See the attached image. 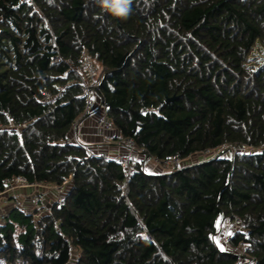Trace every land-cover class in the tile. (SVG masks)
Returning <instances> with one entry per match:
<instances>
[{"label":"trees","instance_id":"1","mask_svg":"<svg viewBox=\"0 0 264 264\" xmlns=\"http://www.w3.org/2000/svg\"><path fill=\"white\" fill-rule=\"evenodd\" d=\"M255 47L264 50V0H131L127 17L96 0H0V192L16 177L69 182L63 203L54 192L36 220L13 207L18 198L4 202L0 262L237 264L213 235L219 220L240 219L232 243L264 264V54L251 59ZM84 53L104 69L89 118L111 121L115 145L133 139L145 158L128 180L115 160L66 144L87 118L86 98L79 75L53 59L79 65ZM226 147L255 152L144 170L150 159Z\"/></svg>","mask_w":264,"mask_h":264},{"label":"built area","instance_id":"2","mask_svg":"<svg viewBox=\"0 0 264 264\" xmlns=\"http://www.w3.org/2000/svg\"><path fill=\"white\" fill-rule=\"evenodd\" d=\"M260 47H255L252 52H255V50ZM264 50H260L261 54ZM259 55V56H260ZM53 62L55 64H67L72 71L77 73L80 77V83L83 87V93L84 97L86 98V110L84 112V116L88 119L92 113L95 112L97 109V93L96 90L99 86V82L102 79L103 71L104 69H101L99 66H96L92 63V61L88 58L87 53H84L80 60L79 65H75L73 61L71 60H65L62 58V56L57 55ZM52 100V96L48 90H44L41 95V101L42 102H49ZM86 119L79 120L74 125V130L76 129L77 125L81 122L83 123ZM12 122V120H10ZM98 127H100L103 131H115L114 125L111 121L103 119L99 122ZM75 143L76 145L83 146L79 144V134L76 136L75 140L69 139L66 144ZM118 146L121 148H124L127 150V154L124 155H118L113 160H115L119 165L124 169L125 174L127 176V180L132 177V175L137 171L138 165L141 161V158L143 156L139 155V150L134 142L133 139H123L118 142ZM90 157H98L97 154L94 152L87 150ZM211 153H205L204 155H207L209 157H212L210 155ZM153 163L156 164V166L161 170L162 173H169V172H176L183 168V161L178 157H172L170 159H164V160H158V159H152ZM145 169V166H144ZM69 182H65L62 187L58 186H52L47 184H34L29 183L27 179L24 177H16L13 180H9L6 182V187L3 192H0V198L9 194L13 190H38V194L36 195V201L35 205H33V208L35 212H33V216L37 217L38 219L43 216L45 213H48L53 203L62 204L63 198L66 193V186ZM45 191H51L52 193L56 192L57 197L54 198L53 203H51V199L49 202V197L46 196V194L43 192ZM50 203L47 205V203ZM14 208L26 210L30 215H32L31 211H28L26 207L23 205L21 201H15L13 204ZM7 218V212L6 209H2L0 211V220H4ZM220 223V224H219ZM219 224V225H218ZM242 220L235 219L232 221H224L219 220V222L216 225V232L213 235V241L216 245V247L221 252H231L232 254L239 256V258H243L245 255L246 247L248 246V249L251 250V247L249 245H246L245 243L239 242L237 245H234L232 242L234 241L236 235L238 233H241L242 231ZM238 254V255H237ZM253 264H256V262H253Z\"/></svg>","mask_w":264,"mask_h":264},{"label":"rangeland","instance_id":"3","mask_svg":"<svg viewBox=\"0 0 264 264\" xmlns=\"http://www.w3.org/2000/svg\"><path fill=\"white\" fill-rule=\"evenodd\" d=\"M261 49L257 48L255 50V52H252L251 53V56L250 58L251 59H254V61L256 60L257 63H260V57H261V52H260ZM263 50V49H262ZM264 54V51L263 53ZM260 55V56H259ZM89 120V119H88ZM97 122V121H96ZM95 125L93 124V128L94 129H97V130H101L103 131L100 127H98V125L96 127H94ZM82 130H83V125L82 123L80 122L76 129L74 130V128H72V131H71V136L70 138L75 140L76 136L79 134V144L87 147L88 150L94 152L95 154L98 155V157L102 156V157H107V158H110V159H113L115 158L116 156L118 155H124V154H127V150L124 149V148H121L119 146H116L114 141H110L108 140L106 142V140L104 141V143L102 142V144L105 145L102 146L101 145V141L102 139H99L101 140L99 143H94V146H90L86 140V136H85V133H82ZM105 132V131H103ZM106 134L109 135V132H107ZM105 135V133H104ZM115 135V133L112 131V134H110L109 136L111 137ZM75 144V143H74ZM97 149H99V153L97 152ZM102 148V150L100 149ZM221 151V154L223 156V158H231V157H235L237 154H240V153H254L255 151L251 150L250 148L248 147H229V148H224L223 150H219V151H216V152H211V156H216L217 154H219V152ZM105 153V154H104ZM139 155H141V153L139 152ZM142 156V155H141ZM209 156L207 155H204V154H198V155H195V156H192L189 160L187 161H183V167L184 166H192L194 164H197L199 162H202V161H206L208 159ZM145 158H141V161L140 163L143 162ZM146 171L150 172V173H162L161 170L156 166V164L153 163L152 159H150L146 164H145V169ZM160 171V172H159ZM167 173V172H165ZM170 173V172H169ZM67 190V189H66ZM65 190V191H66ZM43 192L46 194V196L49 197V202H50V199H52V195L54 193H52V190L51 191H45L43 190ZM38 194V190H20V191H17V190H13L11 191L9 194L3 196L0 198V209H5L7 208L5 205L4 207L2 206L4 204L5 201H7V199L9 197H15V198H18L17 201H21L23 203V205L26 207V209L28 211H31L32 213V216H33V212H35L34 208H33V205H35V201H36V195ZM53 200V199H52ZM33 218L36 220L38 219L37 217H34ZM222 221V220H221ZM220 224V223H219ZM218 224V225H219ZM251 247V246H250ZM252 251V248L251 250L248 249V246L246 247V251H245V255L243 258H240V260L237 262V264H253V262H256L255 259L249 254L250 252ZM231 255H234L232 254L231 252H227ZM238 255V254H237ZM77 259V254H73V262H75ZM0 264H3V262L1 261Z\"/></svg>","mask_w":264,"mask_h":264},{"label":"crops","instance_id":"4","mask_svg":"<svg viewBox=\"0 0 264 264\" xmlns=\"http://www.w3.org/2000/svg\"><path fill=\"white\" fill-rule=\"evenodd\" d=\"M88 119H86L82 123V125H83L82 133H85L86 140H87L88 143H90L89 144L90 146H94V143L95 144L99 143L101 141L99 139H102L101 145L105 147V145L102 144V142L104 143L105 140L107 142L108 140L112 141V140L115 139V135L114 136L111 135V137L109 136L110 134H112V131H107V132H109V135H108V134H106L107 132H103L101 130L99 131V130L93 128V124L95 125L94 127L97 126V122H96L95 117H91V118H88ZM113 132H115V131H113ZM104 133H105V135H104ZM100 149L102 150V148H100ZM96 150L99 153V151H98L99 149L96 148Z\"/></svg>","mask_w":264,"mask_h":264},{"label":"clouds","instance_id":"5","mask_svg":"<svg viewBox=\"0 0 264 264\" xmlns=\"http://www.w3.org/2000/svg\"><path fill=\"white\" fill-rule=\"evenodd\" d=\"M104 9L117 17H127L131 0H96Z\"/></svg>","mask_w":264,"mask_h":264},{"label":"water","instance_id":"6","mask_svg":"<svg viewBox=\"0 0 264 264\" xmlns=\"http://www.w3.org/2000/svg\"><path fill=\"white\" fill-rule=\"evenodd\" d=\"M175 100H177V98H171V99H168L167 102L169 103V102H173Z\"/></svg>","mask_w":264,"mask_h":264}]
</instances>
